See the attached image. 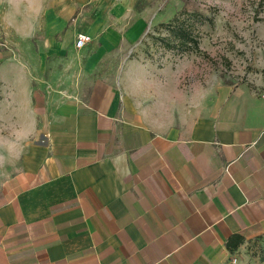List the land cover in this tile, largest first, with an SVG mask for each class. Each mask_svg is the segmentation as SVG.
I'll list each match as a JSON object with an SVG mask.
<instances>
[{"label":"crops","instance_id":"crops-1","mask_svg":"<svg viewBox=\"0 0 264 264\" xmlns=\"http://www.w3.org/2000/svg\"><path fill=\"white\" fill-rule=\"evenodd\" d=\"M83 23L82 48L0 52V264H226L232 235L264 233V98L226 82L148 130L120 90L145 60Z\"/></svg>","mask_w":264,"mask_h":264},{"label":"clouds","instance_id":"clouds-1","mask_svg":"<svg viewBox=\"0 0 264 264\" xmlns=\"http://www.w3.org/2000/svg\"><path fill=\"white\" fill-rule=\"evenodd\" d=\"M260 5L261 0H188L187 6L204 18L198 25L196 48L175 56L161 46L163 69L143 56L144 63H127L120 90L148 130L163 133L191 113L206 109L227 80L246 82L248 94L264 92V9ZM10 107L0 104V130L10 118Z\"/></svg>","mask_w":264,"mask_h":264},{"label":"rangeland","instance_id":"rangeland-1","mask_svg":"<svg viewBox=\"0 0 264 264\" xmlns=\"http://www.w3.org/2000/svg\"><path fill=\"white\" fill-rule=\"evenodd\" d=\"M187 3L188 0H0V52H12L9 45H56L58 40L74 44L82 31L80 26L87 22L110 32L100 40L102 45H124L110 52L123 59V63L128 59L142 61L143 56L153 65L165 68L162 47L175 56L196 48L177 45L169 28L184 23L198 39V25L204 18ZM260 6L264 9V0ZM177 16L181 21L174 20ZM161 37L172 41L171 46ZM120 68L119 65L116 70ZM232 254L226 264H264V233L245 239Z\"/></svg>","mask_w":264,"mask_h":264},{"label":"trees","instance_id":"trees-1","mask_svg":"<svg viewBox=\"0 0 264 264\" xmlns=\"http://www.w3.org/2000/svg\"><path fill=\"white\" fill-rule=\"evenodd\" d=\"M175 21H181L179 16H177ZM173 20V21H174ZM172 21V22H173ZM171 24V23H169ZM170 30L173 32L174 36H176L178 44L177 45H191L192 47H196L197 37L192 33V31L184 25V23H178L176 25H169ZM165 44L171 46V42H169L168 38L161 37ZM173 45V44H172ZM245 241V237L241 234L232 235L227 241V246L231 252L235 251L243 242Z\"/></svg>","mask_w":264,"mask_h":264},{"label":"built area","instance_id":"built-area-1","mask_svg":"<svg viewBox=\"0 0 264 264\" xmlns=\"http://www.w3.org/2000/svg\"><path fill=\"white\" fill-rule=\"evenodd\" d=\"M93 40L92 36L87 33V32H79L78 35H77V38L75 40V45L78 47V48H82L84 47L87 43L91 42ZM260 93V96L262 98H264V92H259ZM234 261L237 260V258H233Z\"/></svg>","mask_w":264,"mask_h":264}]
</instances>
